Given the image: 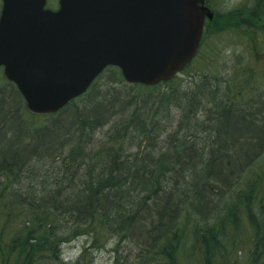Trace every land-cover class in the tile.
<instances>
[{
  "label": "trees",
  "instance_id": "1",
  "mask_svg": "<svg viewBox=\"0 0 264 264\" xmlns=\"http://www.w3.org/2000/svg\"><path fill=\"white\" fill-rule=\"evenodd\" d=\"M249 4L251 21L238 12L242 20L225 34L260 31L252 23L264 0ZM191 67L150 87L126 84L118 68L108 67L84 95L44 116L29 113L2 77L0 185L8 190L14 177L29 183L18 198L0 189V250L9 254L3 264H30L28 250L39 241L33 229L52 227L55 248L83 236L91 240L84 251L117 236L120 244L130 240L136 264L247 258L233 234L264 227V71L248 66L224 90L222 81H194ZM172 110L181 114L168 131Z\"/></svg>",
  "mask_w": 264,
  "mask_h": 264
},
{
  "label": "water",
  "instance_id": "2",
  "mask_svg": "<svg viewBox=\"0 0 264 264\" xmlns=\"http://www.w3.org/2000/svg\"><path fill=\"white\" fill-rule=\"evenodd\" d=\"M0 66L34 114L55 113L108 66L130 84L171 80L199 47L203 0H1Z\"/></svg>",
  "mask_w": 264,
  "mask_h": 264
},
{
  "label": "rangeland",
  "instance_id": "3",
  "mask_svg": "<svg viewBox=\"0 0 264 264\" xmlns=\"http://www.w3.org/2000/svg\"><path fill=\"white\" fill-rule=\"evenodd\" d=\"M209 1L213 9H215L220 15L218 16L215 11V20L207 25V32L209 35L197 58L192 63L191 70H193V76L191 78L196 82H200L199 84H205L208 87L210 85H208L207 82L214 83L215 81H222L220 86L224 90H229L230 88L228 84L232 81L231 79L233 77H239L242 70H248V66L253 67L252 71L248 70L249 72L254 73L256 70H260L256 71V73H258L264 71V50L258 51L264 49V41L262 39L263 35L259 33L260 31H264V12H261L260 10L255 11L257 15H261L259 19L253 20L252 23L255 25L257 24V30H260L257 34L253 33L251 29L248 30L247 27H239L233 34H225L229 32V30L225 29V27H231L232 23H235L236 25V23L242 20V18L237 17L236 13L239 12L242 16H245L246 22L251 21L253 16L248 15V13L253 10L252 5L249 4L250 0H214L213 4L211 0ZM56 4L57 0H48V6L55 8ZM243 5H247V7H242ZM241 7L243 9H241ZM225 13L228 15L222 17ZM230 17L232 18L229 20ZM231 29L234 28L231 27L230 30ZM253 30L257 32L256 29L253 28ZM246 35H248V37ZM2 77L1 71L0 81H2ZM112 86L116 90L121 88V85L119 84H113ZM151 92L155 94L156 90L153 89ZM130 93L133 94V92ZM171 112V121L166 127L168 131L176 129L179 116L181 114L176 110H172ZM100 136L102 135H98V137L95 136L94 148H97L96 144L98 145L100 143ZM152 156L155 157L154 155ZM36 175L39 174L36 173ZM39 178L44 179V177ZM19 179L20 177H14V180L9 183L10 186H6L9 191L5 190V185H0V189H4L6 191V195L10 196L12 186L17 184ZM5 214H8V212H5ZM19 227L21 226H16V228ZM33 231L35 232L33 233L34 236L38 237L39 241L34 238L33 242L35 246L28 250V252L30 251L29 257L32 258L29 262L30 264H36L39 258L45 264H136L134 259L137 253L136 247H134L132 241L130 240L127 241L123 239L121 244L118 243L117 240L119 239V236L109 241L101 242L104 248L101 247L84 251L83 248L91 243V240H89L88 237L83 236L75 239L74 241L66 242L61 245V247L55 248L56 244L51 241L53 238L55 239L53 235V227L51 229H47L46 233L36 229H33ZM6 235L12 237L13 231L7 229ZM26 236L27 234L24 233L23 235L16 237L15 240H20V237L22 239ZM43 241L49 242L42 243ZM49 244L53 245L55 249H52L53 246L51 247ZM102 244H99V246ZM0 251V264H3L5 254L8 257L9 254L4 247ZM233 257L235 258V256ZM10 258L14 260L15 257L12 254ZM248 263L249 262L245 258H240L236 262V264Z\"/></svg>",
  "mask_w": 264,
  "mask_h": 264
},
{
  "label": "flooded vegetation",
  "instance_id": "4",
  "mask_svg": "<svg viewBox=\"0 0 264 264\" xmlns=\"http://www.w3.org/2000/svg\"><path fill=\"white\" fill-rule=\"evenodd\" d=\"M242 235H234L237 241L246 249V255L250 264H264V227L247 226Z\"/></svg>",
  "mask_w": 264,
  "mask_h": 264
},
{
  "label": "bare ground",
  "instance_id": "5",
  "mask_svg": "<svg viewBox=\"0 0 264 264\" xmlns=\"http://www.w3.org/2000/svg\"><path fill=\"white\" fill-rule=\"evenodd\" d=\"M261 94L264 96L263 92ZM27 188H29V183L21 179L18 181L17 184H14L12 186L10 195L15 198H18L21 195V193L23 194L25 191H27Z\"/></svg>",
  "mask_w": 264,
  "mask_h": 264
}]
</instances>
